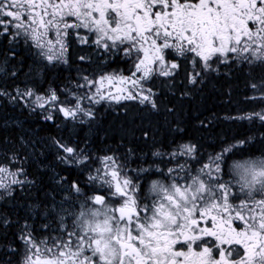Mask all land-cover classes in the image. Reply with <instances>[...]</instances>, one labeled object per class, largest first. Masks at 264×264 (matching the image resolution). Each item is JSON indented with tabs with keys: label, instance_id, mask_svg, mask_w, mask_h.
<instances>
[{
	"label": "snow or ice",
	"instance_id": "1",
	"mask_svg": "<svg viewBox=\"0 0 264 264\" xmlns=\"http://www.w3.org/2000/svg\"><path fill=\"white\" fill-rule=\"evenodd\" d=\"M70 28L94 32L93 43L108 52L136 57L132 76H100L98 81L83 77L85 84L76 87L91 88L99 83L93 96L86 94L77 97L75 104L56 107L64 117L73 119L80 113L93 117L79 100L97 96L116 102L139 100L156 109L155 94L144 84L157 66L159 75H174L179 65L165 60L166 50H174L179 56L194 54L193 65L203 70L230 61L264 67V0H0V35L31 41L49 62L63 59ZM80 42L87 43V37H81ZM202 79L201 72L195 71L189 82L196 84ZM105 81L117 82L116 94H102ZM126 84L131 88L120 87ZM249 86L264 93V77ZM16 92L10 99L33 98L41 109L59 99L53 89L47 96L31 89ZM253 117L264 120L262 113L238 118ZM44 118L53 119L51 115ZM53 142L68 154L59 157L65 163L89 159L86 154L77 159L76 148L59 140ZM195 152L194 145L183 146L184 155L194 159ZM104 161V167L96 169L89 181L107 185L106 195L87 198L85 204L89 206L81 205L77 214L61 208L65 215L56 213L55 229L43 225L49 231L43 239L34 236L25 223L18 237L25 249L22 264H264V158L234 162L233 179L239 185L235 192L232 182L219 179L220 155L195 175L185 165H178L179 171L169 168L167 183L152 182L150 192L154 196L147 203L138 199V182L127 175L121 177L125 169L117 158L107 156ZM24 174L23 168L10 171L0 166V189L10 194L13 185L34 183L19 179ZM71 187L77 193L82 191L75 182ZM236 220L243 222L239 230L233 226ZM9 223L6 218L0 221ZM233 245L240 248L226 247ZM16 251L7 246L8 253Z\"/></svg>",
	"mask_w": 264,
	"mask_h": 264
},
{
	"label": "trees",
	"instance_id": "2",
	"mask_svg": "<svg viewBox=\"0 0 264 264\" xmlns=\"http://www.w3.org/2000/svg\"><path fill=\"white\" fill-rule=\"evenodd\" d=\"M69 47L65 63L49 62L30 41L0 35V92L8 93L0 95V166L10 171L23 168L25 174L19 179L34 182L13 185L10 194L0 189V221H10L0 224V264H22L25 249L18 237L25 223L34 236L43 239L49 235L43 225L55 229L54 216L61 208L77 214L81 205L89 206L87 198L109 190L100 181H89L96 169L104 167L107 156L117 158L125 169L122 173L138 182V195L144 203L152 197L153 181L167 183L169 168L179 171L178 165H185L195 175L220 155V177L228 178L234 162L264 158V120L238 118L264 114V93L249 86L264 77L263 67L230 61L203 70L193 65L194 54L168 52L179 65L174 75L157 76L147 83L155 94L156 109L139 100L106 98L92 102L91 107L80 104L93 112V117L80 113L73 119L64 117L56 107H68L84 93L80 89L85 87H76L85 84L83 77L114 70L127 74L132 63L123 53L116 55L119 60H112L114 54L103 56L95 48L72 42ZM195 71H200L203 79L193 84L189 78ZM16 89H31L37 95H47L53 89L59 99L41 109L33 98L10 99L17 95ZM47 115L53 119L46 120ZM54 140L76 148L77 159H83L84 154L89 159L63 162L59 157L68 154L58 149ZM184 145L195 146L194 159L183 154ZM73 182L81 188L80 193L71 187ZM51 234L58 235L55 231ZM9 245L17 249L15 254L7 252Z\"/></svg>",
	"mask_w": 264,
	"mask_h": 264
},
{
	"label": "rangeland",
	"instance_id": "3",
	"mask_svg": "<svg viewBox=\"0 0 264 264\" xmlns=\"http://www.w3.org/2000/svg\"><path fill=\"white\" fill-rule=\"evenodd\" d=\"M73 19H74V18L69 19L68 22H69V23H70V22H73ZM67 31H68V30H67ZM68 34H69V32H68ZM81 37H87L88 43H93L94 39L96 38V37H95V33H94V32H90L88 29H82V30H81L80 40H81ZM80 40H79V42H80ZM30 42H31V41H30ZM66 42H67V52L65 53L63 59L58 60V61H57V60H54L55 62L65 63V62L67 61V59H68L67 57H68V53H69V40H68V37H67V41H66ZM31 43H32V42H31ZM80 43H81V42H80ZM32 44H33V43H32ZM93 44H95V43H93ZM33 45H34V44H33ZM95 45H96V44H95ZM96 46H98V45H96ZM120 47H123V45H121ZM99 48H100V49H99ZM98 49L101 50L103 56H108V55L111 56L112 54H114V55L112 56L111 59H112V60H114L115 58L118 59V58L116 57L117 53H116L115 51H113V52H108L107 50L103 49V48L100 47V46H98ZM36 50L38 51V53L40 52L39 49H36ZM168 52H173V53H175L174 50H166V51H165V60H166L167 62L177 63V62L174 61L173 59L169 58V56H168ZM175 55H176V53H175ZM128 57H129V56H128ZM130 59H131L132 66H131L130 71H129L127 74H124V72H122L121 70H114V71H111V72H108V73H105V74H102V75H101V74H100V75H95L93 78H88V79H89V80H96V81H98V79H99L100 76H107V75H116V76H121V75H122V76H126V77H127V76H132L133 72L135 71V69L133 68V64L136 62V57H135V55L132 56V57H130ZM221 59H223V58H221ZM118 60H119V59H118ZM101 61H103V60H101ZM51 62H52V61H51ZM213 65H215V64H213ZM263 68H264V67H263ZM174 71H175V70H174ZM158 73H159V67L157 66L156 72H154L152 78L144 84V87H145V88H148L147 83H149L151 80H153V78H156L157 76H163V75H159ZM139 75H140L139 73H136V76H139ZM83 85H84V84H83ZM116 85H117V82H116V81H113L112 84H109L107 81H105L103 87L101 88V92H102V94H103L105 97H107L108 93L116 94ZM97 87H100L99 83H97L96 85L91 86V88H87V87H85L86 89H80V90L84 91V93L78 94V97H85L86 94H87L88 97L93 96V93L95 92V89H96ZM120 87L131 88V84L120 85ZM75 94H76V93H75ZM145 94H147V93H145ZM41 96H47V95H45V94H41ZM105 99H106V98H105ZM96 100L101 101V100H103V99H99V96L95 97V99H88V98H85V99L79 100V104L86 103V104H87V107H91V106H92L91 103H92V102H96ZM52 103H53V102H51V104H52ZM75 103H77V100H75L73 104H75ZM46 106H48V105H46ZM232 168H233V164H232ZM235 175H236L235 172L232 171V176H231V177H228V178L219 177V179L221 180V182H225V181H230V182H232V184H233V191H234V192H235V191H238V188H239V185L235 184V180L233 179V178L235 177ZM123 176H125V175H124V173L121 172V177L123 178ZM109 178H110V177H109ZM106 187H107V185H105V188H106ZM107 193H108V191H106L105 194H96V195H106ZM151 196L153 197L154 194L151 193ZM241 197H242V194H241ZM106 198H107V197H106ZM138 199H140L139 195H138ZM114 201H115V198H112V202H113V204H114ZM97 207H98V206H97ZM66 219H68L67 216H66Z\"/></svg>",
	"mask_w": 264,
	"mask_h": 264
},
{
	"label": "flooded vegetation",
	"instance_id": "4",
	"mask_svg": "<svg viewBox=\"0 0 264 264\" xmlns=\"http://www.w3.org/2000/svg\"><path fill=\"white\" fill-rule=\"evenodd\" d=\"M71 23V22H70ZM82 29H84V28H78V29H72V28H70V29H68V32H69V34H68V40H69V44L72 42L73 44H75L76 46H86V47H89V49L90 48H95V49H98V46H96L95 44H93V43H80L79 42V40H80V34H81V30ZM69 49H70V47H69ZM100 49V48H99ZM98 49V50H99ZM100 51V54H101V50H99ZM80 55V54H79ZM239 201H236V203H238ZM233 226L234 227H236L238 230L239 229H241L242 227H243V222L242 221H238V220H236V221H234L233 222ZM207 239H209V241H211L212 240V238H207ZM209 247H211L212 246V244H211V242L209 243V245H208ZM179 247V246H178ZM226 247H235V248H237V249H239L240 248V246H236V245H233V246H226ZM214 255H216V252L214 251V253H213ZM233 258H237L236 257V253H233Z\"/></svg>",
	"mask_w": 264,
	"mask_h": 264
}]
</instances>
